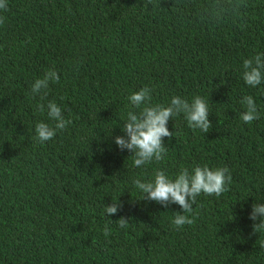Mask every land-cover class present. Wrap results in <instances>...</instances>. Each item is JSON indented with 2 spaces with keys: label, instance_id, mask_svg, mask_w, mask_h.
<instances>
[{
  "label": "trees",
  "instance_id": "1",
  "mask_svg": "<svg viewBox=\"0 0 264 264\" xmlns=\"http://www.w3.org/2000/svg\"><path fill=\"white\" fill-rule=\"evenodd\" d=\"M0 16V264H264V230L249 219L264 203V82L242 76L264 53V0H8ZM48 69L59 82L41 99L31 87ZM145 86L152 104L203 96L212 127L174 116L165 158L136 168L114 137ZM245 95L259 112L250 124ZM49 100L72 123L39 142ZM204 165L227 167L229 190L201 193L180 229L178 204L142 200L133 184Z\"/></svg>",
  "mask_w": 264,
  "mask_h": 264
},
{
  "label": "clouds",
  "instance_id": "2",
  "mask_svg": "<svg viewBox=\"0 0 264 264\" xmlns=\"http://www.w3.org/2000/svg\"><path fill=\"white\" fill-rule=\"evenodd\" d=\"M8 0H0V10L7 11ZM5 23V17L0 16V25ZM243 80L251 87H256L264 82V53H258L252 58L243 60ZM58 83L59 75L55 69H48L43 78L35 79L31 87L33 94L41 95V99L47 96L49 83ZM152 89L148 86L133 92L129 97L130 110L126 114L122 132L124 135L114 137L115 144L121 150L127 149L132 153L133 165L140 168L153 161H162L167 155V146L164 138L174 136L167 124L170 119L183 114L188 127L199 129L202 133H208L212 125L209 120V105L207 99L201 95H195L191 101L174 95L166 104H152ZM62 99V98H61ZM245 111L240 113V119L247 124L259 119L257 104L251 95H245L240 100ZM41 112L47 109L48 118L53 121L49 125L43 121L35 125L36 139L45 142L53 139L58 131H63L72 123L65 119L63 110L54 100H49L47 105H38ZM232 176L227 167L210 168L207 165L196 166L191 172L187 168L181 169L174 177L169 176L164 170H156L153 178H136L133 184L142 193V200L155 201L168 207L170 204H178L183 214L177 212L172 224L180 229L185 225L194 223L189 214L193 213V205L197 197L203 193L209 196L219 197L228 191ZM118 202H112L105 206V214H116L121 208ZM249 219L253 221V232L264 230V203L255 202ZM120 228L128 227L129 219L120 217L115 221ZM105 237L111 235L108 224L103 229ZM264 247V245H262Z\"/></svg>",
  "mask_w": 264,
  "mask_h": 264
}]
</instances>
